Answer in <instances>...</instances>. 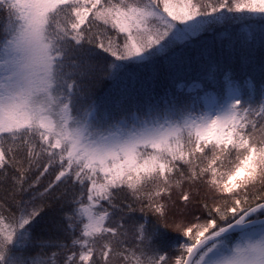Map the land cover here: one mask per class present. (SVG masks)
<instances>
[{
	"label": "snow or ice",
	"instance_id": "1",
	"mask_svg": "<svg viewBox=\"0 0 264 264\" xmlns=\"http://www.w3.org/2000/svg\"><path fill=\"white\" fill-rule=\"evenodd\" d=\"M257 47L264 0H0V264H264Z\"/></svg>",
	"mask_w": 264,
	"mask_h": 264
},
{
	"label": "trees",
	"instance_id": "2",
	"mask_svg": "<svg viewBox=\"0 0 264 264\" xmlns=\"http://www.w3.org/2000/svg\"><path fill=\"white\" fill-rule=\"evenodd\" d=\"M236 64L238 66V71L234 75V79H236L238 82H240L243 85L244 80L252 78L253 84L255 86L256 91H259L260 85L264 83V50L257 47L256 51L252 54V62L246 65H242L241 58L239 54L236 57ZM242 69V70H240ZM164 72L163 62L161 61V73ZM222 79V77H221ZM183 82L184 88L180 89L179 91L183 94H188V86L193 81L191 79L185 78L183 81H175L171 82L168 80L163 79L162 77L159 79L158 83L161 85V87H170L173 91H176V83ZM199 82V81H197ZM210 87H208V91H216L217 85L209 82ZM196 93H192V95H195ZM200 94L202 95V91H200ZM255 94V93H254ZM45 183H46V178ZM27 198V197H25ZM58 224H65L66 221L62 219V213L60 211L59 205H53V207L46 209L42 218L39 219L38 223L30 229L32 236L35 239L43 238L45 241H47L49 238L53 240H60L61 242L65 244L71 243V237L66 236L63 232L57 230ZM73 235H78L79 230L74 228L70 230ZM179 233H172V236H178ZM184 238H181L180 242H183ZM176 241L173 240V246H175ZM47 253H51L55 249L51 247H45L43 249ZM62 259V258H61Z\"/></svg>",
	"mask_w": 264,
	"mask_h": 264
}]
</instances>
